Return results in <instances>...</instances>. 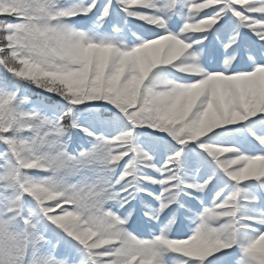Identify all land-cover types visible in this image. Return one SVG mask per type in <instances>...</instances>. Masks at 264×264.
Masks as SVG:
<instances>
[{
    "label": "rangeland",
    "instance_id": "1",
    "mask_svg": "<svg viewBox=\"0 0 264 264\" xmlns=\"http://www.w3.org/2000/svg\"><path fill=\"white\" fill-rule=\"evenodd\" d=\"M110 1L0 0V264H264V116L244 122L264 100L262 0ZM229 18L218 41L239 22L257 41L225 71L204 42ZM78 28L102 44L75 55ZM140 144L166 149L149 171L123 163ZM179 187L209 219L193 238L172 235ZM224 228L235 246L215 252Z\"/></svg>",
    "mask_w": 264,
    "mask_h": 264
},
{
    "label": "bare ground",
    "instance_id": "2",
    "mask_svg": "<svg viewBox=\"0 0 264 264\" xmlns=\"http://www.w3.org/2000/svg\"><path fill=\"white\" fill-rule=\"evenodd\" d=\"M108 1H109L108 5L111 2H113L110 0H108ZM261 6H263V8H264V0L261 1ZM72 48H73V52L75 55H78V56L82 55L83 56L84 55L83 52H85L87 54L92 53V49L94 47H91L89 45V42L86 39V35L80 31H78V32L74 33V42H73ZM211 80L212 81H224L221 78H216V79H211ZM258 104H259L258 105L259 108L260 107L263 108L264 107V100H259ZM254 108L256 109L257 106ZM259 108L257 109L258 112H256V113L250 112L251 114H249V115L247 114L246 119H245L246 121H244V122H248L254 118L264 116V112H262L261 109H259ZM256 211H258V210H256ZM227 230L228 229L224 228V231H221L222 236H221L220 240L217 242V245L214 246L215 248H217L216 250H214L215 252L222 250L223 247L227 248L224 251H229L234 246L233 243L231 242L232 239L229 237V233L227 232ZM51 264H61V263L58 261H52Z\"/></svg>",
    "mask_w": 264,
    "mask_h": 264
}]
</instances>
